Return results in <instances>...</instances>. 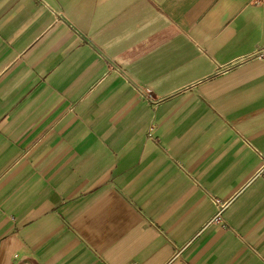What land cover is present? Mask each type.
I'll list each match as a JSON object with an SVG mask.
<instances>
[{"label": "crops", "instance_id": "crops-1", "mask_svg": "<svg viewBox=\"0 0 264 264\" xmlns=\"http://www.w3.org/2000/svg\"><path fill=\"white\" fill-rule=\"evenodd\" d=\"M0 264H264V0H0Z\"/></svg>", "mask_w": 264, "mask_h": 264}, {"label": "built area", "instance_id": "built-area-1", "mask_svg": "<svg viewBox=\"0 0 264 264\" xmlns=\"http://www.w3.org/2000/svg\"><path fill=\"white\" fill-rule=\"evenodd\" d=\"M259 56H261V53H258ZM213 205L215 207V215L213 217L212 222L213 223H223V219H222V213L225 209V203H221L219 200L217 199H213Z\"/></svg>", "mask_w": 264, "mask_h": 264}]
</instances>
